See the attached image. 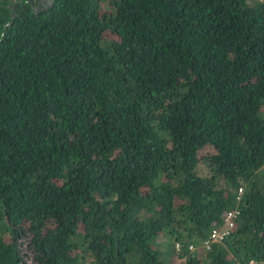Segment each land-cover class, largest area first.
I'll use <instances>...</instances> for the list:
<instances>
[{
    "label": "trees",
    "instance_id": "trees-1",
    "mask_svg": "<svg viewBox=\"0 0 264 264\" xmlns=\"http://www.w3.org/2000/svg\"><path fill=\"white\" fill-rule=\"evenodd\" d=\"M0 264H264V0H0Z\"/></svg>",
    "mask_w": 264,
    "mask_h": 264
},
{
    "label": "water",
    "instance_id": "water-1",
    "mask_svg": "<svg viewBox=\"0 0 264 264\" xmlns=\"http://www.w3.org/2000/svg\"><path fill=\"white\" fill-rule=\"evenodd\" d=\"M32 13H37L40 11H44L49 9L52 4H53V0H37L35 3H33L32 0H27ZM14 5L15 2L11 1V3L9 4V8H10V18L13 19L15 16V12H14ZM8 23H6L5 25H7Z\"/></svg>",
    "mask_w": 264,
    "mask_h": 264
},
{
    "label": "built area",
    "instance_id": "built-area-1",
    "mask_svg": "<svg viewBox=\"0 0 264 264\" xmlns=\"http://www.w3.org/2000/svg\"><path fill=\"white\" fill-rule=\"evenodd\" d=\"M231 212H227V214L224 216V228L222 227V230L216 231L214 230L211 234H210V239L208 240H215L218 241L223 234H225L227 232V229L230 228L232 226V223L230 221V217H231Z\"/></svg>",
    "mask_w": 264,
    "mask_h": 264
},
{
    "label": "flooded vegetation",
    "instance_id": "flooded-vegetation-1",
    "mask_svg": "<svg viewBox=\"0 0 264 264\" xmlns=\"http://www.w3.org/2000/svg\"><path fill=\"white\" fill-rule=\"evenodd\" d=\"M32 1H33V0H32ZM36 1H37V0H36ZM36 1H35V2H36ZM33 3H34V2H33Z\"/></svg>",
    "mask_w": 264,
    "mask_h": 264
},
{
    "label": "rangeland",
    "instance_id": "rangeland-1",
    "mask_svg": "<svg viewBox=\"0 0 264 264\" xmlns=\"http://www.w3.org/2000/svg\"><path fill=\"white\" fill-rule=\"evenodd\" d=\"M224 228V227H223ZM221 230H222V228H221Z\"/></svg>",
    "mask_w": 264,
    "mask_h": 264
}]
</instances>
